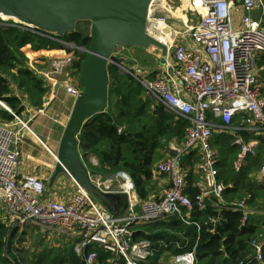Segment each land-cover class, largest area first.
Here are the masks:
<instances>
[{"label":"built area","instance_id":"2783aa9c","mask_svg":"<svg viewBox=\"0 0 264 264\" xmlns=\"http://www.w3.org/2000/svg\"><path fill=\"white\" fill-rule=\"evenodd\" d=\"M236 3L244 11L238 28H234L231 21ZM189 4L185 10L190 11L192 6L193 13L196 9L199 17L182 31L168 23L167 18L152 15L149 9L145 31L157 41L156 36L162 35L164 40L159 42L166 47L164 57L160 50L157 55L159 68L149 71L135 62L126 64L115 55L119 45L107 60V65H114L119 73L130 75L165 110L187 122L183 143L178 147L172 145L173 154L166 155L155 165V175L164 183L146 199H140L125 173L107 178L109 184L116 183L112 188L94 182L98 176H91L102 191L125 197L126 207L117 217L71 178L76 192L69 200H48L45 180L30 173L18 174L20 127L0 120V218L8 227L21 228L31 223L44 237H64L75 253L81 255L84 264H99V250L113 255L108 262L121 259L123 264H152L156 248L149 239L137 236L143 225L171 217L189 223L193 205L204 209L210 199H217L226 209L239 212L240 226L248 224L253 217L264 216L263 210L251 205V193L233 202L223 200L225 184L217 179L218 152L213 144L216 133L229 137L237 148L233 161L235 171L260 152L258 136L264 135V81L258 63L264 55V0H189ZM256 9L262 11L259 18L251 16ZM8 19L0 20V27L29 30L58 42L72 54L73 51L87 52L85 46L62 40L52 32ZM65 88L74 98L81 91L77 80L74 84L67 83ZM0 109L19 120L1 97ZM37 113L42 110L38 109ZM19 122L30 131L26 123ZM42 145L47 149L44 143ZM182 154L187 156L186 161L196 159L194 185L198 192L193 198L187 193L188 170L181 166ZM52 155L55 158L54 153ZM256 175L264 179V153ZM219 220L212 216L209 222L215 224ZM263 243L258 239L250 242L253 258L260 264H264ZM195 246L194 243L191 249L172 256L169 264H196Z\"/></svg>","mask_w":264,"mask_h":264},{"label":"trees","instance_id":"16d2710c","mask_svg":"<svg viewBox=\"0 0 264 264\" xmlns=\"http://www.w3.org/2000/svg\"><path fill=\"white\" fill-rule=\"evenodd\" d=\"M76 24L74 31L59 38L88 48L89 32L76 29ZM25 46L36 49L34 57L38 59H42L38 54L44 52L42 49H60L58 42L29 30L15 26L0 27V97L16 115L20 114L23 107L20 99L11 93L12 81L18 88L25 90L30 104L35 107L41 108L46 93L43 81L24 64L29 59L22 52ZM73 52L75 58L70 68L78 79L79 62L85 54ZM258 64L264 81V55L260 57ZM106 67L110 80L107 85V107L104 112L95 114L89 123L83 125L78 135V151L84 156L92 154L97 158L95 167L88 168L92 177L108 178L110 175L126 173L132 180L138 197L146 199L156 187L155 165L166 155L173 154L168 147L170 141L177 142L178 146L183 143L187 122L165 110L130 75L119 73L114 65L108 64ZM0 118L9 121L13 116L0 110ZM258 138L264 144L263 136ZM228 140L226 135L216 134L213 142L218 152L217 179L225 184L223 200L233 202L246 193H251V205L264 211V179H259L256 175L264 145H261L257 157L249 158L244 167L235 171L233 161L237 148ZM180 157L181 166L188 170L187 193L193 198L198 192L197 187H191L192 182L197 181L193 168L196 159L194 157L193 160L186 161L187 156L183 154ZM212 216L220 220L212 224L209 222ZM240 218L239 212H232L217 199H210L206 201L204 209L199 210L193 205L189 223L171 217L143 225L137 236L149 239L156 248V254L151 258L152 264H161L164 258L166 264V260L191 249L194 243L196 264H260L253 258L254 250L250 242L252 239L264 238V216L251 219L244 226H240ZM16 231L17 227H8L0 218V264L82 262L83 258L75 253L71 244L56 248L44 247L34 259L28 260L25 252L22 256L18 255V249L13 247ZM112 256L99 250V264H123L121 259L108 262V258Z\"/></svg>","mask_w":264,"mask_h":264},{"label":"water","instance_id":"95a60500","mask_svg":"<svg viewBox=\"0 0 264 264\" xmlns=\"http://www.w3.org/2000/svg\"><path fill=\"white\" fill-rule=\"evenodd\" d=\"M152 0H0V15L25 22L57 36L71 33L76 22L88 21L89 44L79 62L78 85L64 124L55 155L49 186L66 175L90 192L113 217L125 209V197L102 191L91 180V171L78 151V135L92 116L104 112L107 103V60L117 45L147 49L155 47L166 54V47L146 33V21ZM81 264H84L82 261Z\"/></svg>","mask_w":264,"mask_h":264},{"label":"rangeland","instance_id":"374dc122","mask_svg":"<svg viewBox=\"0 0 264 264\" xmlns=\"http://www.w3.org/2000/svg\"><path fill=\"white\" fill-rule=\"evenodd\" d=\"M164 1V2H163ZM190 6L189 0H152L150 4V13L154 16H160L167 18L168 23H172L175 28L179 31H182L187 25L193 24L199 17L198 12L195 9V13H193V3L190 8V11H186ZM5 18L0 17V20H4ZM11 19H8V21ZM90 24L86 21H79L76 24V29L83 31L84 33L89 32ZM70 48V47H68ZM36 49L32 48L31 46H25L23 47V54L27 56V53H32L35 55ZM44 52L37 51L38 54L44 53L46 55V58L43 59H35V63L33 61H26L24 63L27 67L29 66L32 70L33 74L40 80L43 81V85L46 88V93L43 98L42 108H52L54 111V116H57L62 118L63 113L66 114V112L62 111V99L57 94L60 93L67 83H76V78L74 77V73L72 69L70 68L72 61L75 58V55L72 54V51L69 49H64V47L60 46V49H52V50H44ZM68 51V52H67ZM159 54V49L155 47H149L147 49L144 48H138L133 46H125V45H119L118 49L115 52V55L120 58L123 62H135L137 65L144 67L145 69L149 71H154L158 68V61L157 58ZM127 64V63H126ZM121 73V72H120ZM124 74V73H122ZM110 80H108V83ZM11 93L18 97L21 101V106L24 108L22 103H28L27 107L29 110H34L35 112L38 107L32 106L30 104V101L28 100V95L25 94L24 89H20L16 86V83L14 81L11 82ZM59 92H58V91ZM63 92V91H62ZM145 92V91H144ZM147 95V94H146ZM149 98V97H148ZM50 103V104H49ZM49 104V105H48ZM48 105V107H47ZM8 106V105H7ZM41 108V109H42ZM4 110V109H0ZM6 111V110H5ZM26 113H29L26 111ZM38 114V113H37ZM41 115V114H40ZM17 118L22 121L24 124H27V115L26 114H19L16 115ZM39 117V116H38ZM42 117V116H41ZM40 117V118H41ZM0 120L5 121L0 118ZM15 117H13L9 121H5L8 123H14L17 127H22V124L19 122ZM237 123V119L234 121V124ZM28 126L35 129L33 120L28 123ZM64 127V126H63ZM62 127V130H63ZM23 128V127H22ZM217 134V133H216ZM215 134V135H216ZM220 135H226L223 133H220ZM264 138V135H262ZM214 140V139H213ZM259 140V139H258ZM48 144H50L49 138L47 140ZM231 141L230 139L228 140ZM46 143V142H45ZM178 147L177 142L170 141L168 143V147L171 149V146ZM259 145H264L262 141H259ZM215 147V146H214ZM82 161L86 165L87 168L95 167L97 164V158L94 155L88 154L86 157L82 154V152H79ZM89 170V169H88ZM123 173V172H121ZM109 177V176H108ZM94 182H100L103 183L102 185H112L115 186L116 183L114 182L112 184H109L107 181V177H96L93 179ZM152 185V184H151ZM154 185L156 183L154 182ZM111 186V188H112ZM157 188V187H155ZM91 197L94 198V196L88 192ZM96 199V198H94ZM101 204V203H100ZM102 205V204H101ZM103 206V205H102ZM106 208V207H104ZM259 217H253V219H258ZM15 244L13 245L14 248H17L18 255L25 252V257L28 260L34 259L37 253L41 252L44 247H51L56 248L59 246L64 245H70L68 241L64 237L60 236H54V237H47L43 236L39 231L38 228L33 226L31 223L26 224L23 227H17V231L14 237ZM165 258L162 259L161 264H165ZM170 260V259H169ZM166 260V264H169L170 261Z\"/></svg>","mask_w":264,"mask_h":264},{"label":"crops","instance_id":"0c3cea01","mask_svg":"<svg viewBox=\"0 0 264 264\" xmlns=\"http://www.w3.org/2000/svg\"><path fill=\"white\" fill-rule=\"evenodd\" d=\"M243 12L244 11L240 5H238L237 3L234 4L231 14V21L233 23L234 28L239 27V19L241 14H243ZM261 14L262 11L259 9H256L251 12V16L253 18H259L261 17ZM0 17L5 19L6 18L14 19L3 15H0ZM262 17L264 18V12ZM25 54H27V57H29L30 61H33V63H35L34 61L37 58L34 57V54L27 52ZM43 54L44 53H40L39 58H42L44 60V58H46V55L43 56ZM160 65H161L160 61H158V68L160 67ZM261 72L262 71H260L259 74H261ZM261 80L263 81L262 78ZM60 89H63L62 90L63 92L61 91L60 93L57 94L62 99V111L66 112V114L65 113L62 114L63 115L62 118L58 117V115L54 116L55 115L54 111L50 107L49 108L41 107L42 109L39 108L42 110V113H38V114L37 111L35 112V109L29 110L28 108L25 107L20 112L21 115L23 114L27 115L28 118L27 126L28 123L33 120L35 129H33L31 126L30 127L28 126L30 128V131L26 128H22V127L20 128L22 142L19 144L21 158H20V164L18 166V174L30 173L39 176L40 178L46 181L47 188L45 191V197L48 200L64 201V200H69L74 195V193L76 192V185L69 177L60 174L54 179L52 184L49 186L50 177L52 175V171L56 161L52 153H55L57 150L58 142L62 133V127L67 121V118L69 116L75 98L71 94L66 92L65 87L64 88L62 87ZM27 104L28 103H23L22 105L27 107L28 106ZM26 111L29 113H26ZM10 124L14 127H17L14 125V123L13 124L10 123ZM48 138L51 142L50 144H48L47 141H45ZM40 141L46 145L47 149L44 147V145H42ZM155 179L156 180L154 182L156 183L155 185L156 187L164 183L160 177L157 178V176H155ZM194 184L195 183L192 182V185L190 184L191 187L195 186ZM125 207H126V203H125ZM261 240L264 241V238ZM171 259L172 258L170 257V260Z\"/></svg>","mask_w":264,"mask_h":264},{"label":"bare ground","instance_id":"6f19581e","mask_svg":"<svg viewBox=\"0 0 264 264\" xmlns=\"http://www.w3.org/2000/svg\"><path fill=\"white\" fill-rule=\"evenodd\" d=\"M3 16H5V15H3ZM14 20H15V19H14ZM156 38H157L159 41H161V42L164 40V38H163L162 35H157Z\"/></svg>","mask_w":264,"mask_h":264}]
</instances>
